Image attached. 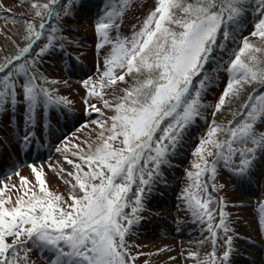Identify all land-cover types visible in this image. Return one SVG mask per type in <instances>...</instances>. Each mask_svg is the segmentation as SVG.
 <instances>
[{
	"label": "snow or ice",
	"instance_id": "obj_1",
	"mask_svg": "<svg viewBox=\"0 0 264 264\" xmlns=\"http://www.w3.org/2000/svg\"><path fill=\"white\" fill-rule=\"evenodd\" d=\"M30 8L41 22L37 27L35 19L25 20V43L18 44V51L0 62V110L23 103L25 123L34 127L41 105L47 112L50 107L70 103L43 86L48 81L37 67L49 49L59 43L57 30L48 21L66 16L70 6L60 0H44L31 2ZM249 8L259 16L250 35L259 37L264 45V0H157L139 31H134L130 39L117 36L115 40L109 36V29L116 13L106 10L96 23V33L103 41L97 48L110 46L100 87L112 88L113 102L97 91L94 83L90 86V81L85 80L84 86L88 96L102 100L112 115L104 116L95 104L85 100L103 119L92 121L101 129L96 143L89 146L87 153H73L88 165V170L83 171L77 164L76 172L68 173L76 182L71 203L48 192L41 171L33 165L29 167L40 194L33 191L27 199L18 197L14 202L0 196V264H30L33 249L48 251L50 264H135L136 257L129 252L131 245L126 237L142 219L146 190L151 191L156 180L162 178L161 167L201 117V110L209 107L202 98L214 80L207 74V66L213 62V72L224 71L228 76L213 116L226 104V98L227 102L243 101V114L235 127L225 128L213 120L192 153L197 158L193 163L197 171L187 175L197 181L209 171L214 176L222 163L238 180L250 178L257 153L264 154V132L258 133L255 127L264 123V91L249 94L248 87L264 89V46H255L244 37L241 46L225 58L226 45L220 39L221 35L224 41L229 39V29ZM46 28L50 33L47 42L37 44ZM126 77L131 78V84ZM118 82L125 86L119 87ZM117 91L122 94L115 95ZM34 138V133H26L23 144L27 146ZM21 179L27 183L26 177ZM193 188L197 191L193 192ZM181 198L192 216L206 226L212 243V252L205 258L189 253L190 258L195 259V264H230L232 237L227 233L231 228L223 210L219 212V223L212 224L215 217L208 207L212 196L207 184H190ZM128 208L130 212L125 211ZM259 211L264 229V204ZM221 230L226 250L217 257L216 242Z\"/></svg>",
	"mask_w": 264,
	"mask_h": 264
},
{
	"label": "rangeland",
	"instance_id": "obj_2",
	"mask_svg": "<svg viewBox=\"0 0 264 264\" xmlns=\"http://www.w3.org/2000/svg\"><path fill=\"white\" fill-rule=\"evenodd\" d=\"M24 1L0 0V62L3 58L8 57L7 50L18 51L17 45L22 42L25 30L24 21L35 19L36 24L40 21L39 18L32 15L30 2ZM156 2L157 0H125L121 13L113 11L116 13L113 25L119 23V29L111 27L109 36L113 40L117 36L121 39H130L133 32L139 31L145 18L154 10ZM106 10L107 8L103 4L92 14L86 10L74 23H61L62 26L59 23L53 26L56 30L68 26L76 31L75 34L89 37L91 46L81 48L83 47L81 44L78 52V55L85 60L84 70L86 71L80 73L81 76H79L69 75L62 68H58V70L51 68L50 74L47 75L51 84H55V92L59 97L69 101L70 103L67 105L72 108L71 117L66 118L64 131L49 130L46 125H42L37 127L38 137L34 136V140L25 146L22 138L26 133L31 132L32 126L27 130L28 132L26 130L18 131L17 137L9 125L0 128L2 139L0 141L8 143L0 148V196L3 198L10 197L14 202L18 197L27 199L33 191L40 194L35 175L29 167V165H33L41 171L42 178L46 182V190L54 196L59 195L63 201L70 203L73 185L76 182L73 176L68 173H75L77 164L82 166L83 171L88 170V165L73 153H87L89 146L96 143L101 129L98 124L92 123V121H102L103 117L100 113H103L104 116L112 115L104 108L102 100L88 96L89 90L84 86L85 80L90 81V86L94 83L97 91L101 92L109 102H113L111 100L112 88L100 87V75L104 71L105 56L109 53L110 46L105 45L98 49L97 44L103 43V41L95 33L96 23L102 16H105ZM258 19L259 16L254 14L253 22L256 23ZM52 22H57V20L54 21L53 18ZM68 43L75 42L69 37ZM77 66L79 67V64H74V70L78 69ZM117 73L119 74V70ZM218 77L222 81V88L217 90L213 96L210 95L208 101L209 105H212V109H207L204 112V122L207 125L201 129L199 137H194L197 143L190 148L189 152L193 153L200 137L207 132L210 125L209 119L222 124H227V120H229L227 112L230 109V104L227 102V98L226 104L216 113L215 117L212 114L213 105L218 101L227 83V74L224 71H220ZM126 80L130 83V77H126ZM107 83L105 78L104 84L107 85ZM118 86L122 88L125 85L118 82ZM114 94L119 96L122 93L117 91ZM86 99L95 104L100 109V113L89 108L85 104ZM255 127L258 133L264 132V123H257ZM14 139L16 141L12 142ZM238 145L237 147H252L251 144ZM57 149H61V151H57ZM64 149L67 150L64 151ZM213 151L215 150L213 149ZM187 156L186 154L177 168H174L175 173L167 175H173L170 178L176 177L175 182H169L165 188H161L164 193L168 194V197H164L165 194L162 195V192L158 194L152 189L145 192L144 207L140 213L142 219L132 228L131 234L126 237L127 243L131 245L128 250L132 256L136 257L135 264H195V259L190 258L189 253H196L200 258H205L212 252L211 237L206 231V226L202 227L192 216L191 212L187 210L186 202L181 198L183 190L188 187V184L194 182V178L189 182L183 181V174L189 167L192 170L195 169L193 163L197 160L195 156L194 159L188 157L187 160ZM257 156L260 161L258 162L260 170L255 171L257 176L252 184L250 182L251 185H246L247 179L241 182L239 180L232 182L222 175L218 180L222 182L221 185L217 182L220 186L218 193L213 189L212 183L216 184L214 178L211 177V181L206 183L208 192L212 196L208 206L215 217L212 224L215 226L219 223V212L223 210L225 220L231 228L227 235L232 237V244H238L234 248L231 245L230 264H264V229L260 224L262 214L259 211L261 205L264 204V154L258 152ZM68 160H71L72 163H69ZM222 167H224L223 164H219L216 171H224ZM24 177L27 178V183L22 181L21 178ZM170 178L167 177V181ZM197 182L204 184L206 175H201ZM76 191H78V187ZM196 191V189L193 190V192ZM200 198L203 200L205 197L200 194ZM222 201L228 206L224 207ZM125 210L126 212L131 211L130 208ZM219 236L220 238L216 242L215 255L217 257L222 256L226 250L225 234L222 230ZM202 241L203 243H201ZM7 242L11 243V238H8ZM231 255L234 259H231ZM252 255L255 260H251ZM50 259L51 254L43 249L40 251L33 249L30 253V264H50Z\"/></svg>",
	"mask_w": 264,
	"mask_h": 264
},
{
	"label": "trees",
	"instance_id": "obj_3",
	"mask_svg": "<svg viewBox=\"0 0 264 264\" xmlns=\"http://www.w3.org/2000/svg\"><path fill=\"white\" fill-rule=\"evenodd\" d=\"M30 3L31 2H44V0H28ZM26 2V0L24 1ZM125 0H60L61 4H68L70 6V11L68 12V14L64 17H62V19H59L57 22H52L51 26H55L58 25L59 23L63 24V23H74L75 20L78 19V17L80 15H82L86 10L89 11V14H92L93 12H95V9L97 10L99 8V6H102L103 4L106 6L107 9H109V11L112 10H116L121 8L122 4H124ZM111 6V7H109ZM255 5H252V8H254ZM252 8H249V10L245 13V15L241 18L240 22L237 25L232 26L229 29L230 32V37L228 40L224 41L223 36L221 35L220 39L225 43L226 45V49L227 52L223 53V55L225 56V58H227L228 52H233L234 50H237L239 46H241V42L243 40L244 37H248L249 41L254 44L255 46H264L262 45L260 38L259 37H252L250 34L251 32L254 30V22H253V16H254V11L252 10ZM23 21V19H22ZM55 21V19H54ZM253 22V23H252ZM39 24V23H38ZM37 24V27H38ZM61 24V26H62ZM76 31H74L73 29H70L68 27H61V29L57 28V39L59 41V43L56 44V46L54 48H50L49 51L39 60L38 63V70L39 73L42 75L43 78H45L48 83L43 85L44 87L52 90L55 92V88L54 85L55 84H51V82L47 79V75L50 74V70L52 69H57L58 68H62L63 62L64 60H69L72 63L75 62H84L85 60L80 57L78 55L79 52V48L81 46V44H83V47L81 48H85L87 46H91L92 43H90L89 41V37H81L79 34H75ZM49 29H45L44 34L42 36V41H38L37 44H40L41 42H47L46 37L49 35ZM20 36V34H19ZM71 37L73 39V42L75 43H68V38ZM24 42L22 41L21 43H19V45L23 46ZM37 51L39 50V48L37 47L36 49ZM15 50H7V55L9 57L13 56V54ZM221 55V53H219V50H217V57L219 58V56ZM5 57V55H4ZM6 57L3 58L1 60V62L5 61L7 59ZM226 65V64H225ZM227 66V65H226ZM214 67V62L210 63L207 68H208V75L214 77L213 83L212 85H210L207 90L205 91L203 98H202V103L205 105H209V101L208 99L213 96V94L221 89L222 87V81H220V78L218 77V73L219 72H213L212 68ZM228 80V76L226 81ZM132 83V80L130 78V83ZM253 91H255L256 93H258L259 91H264V89H260L259 86H257L255 89H253L251 86L248 87V93L251 94L253 93ZM56 96L59 97V95L55 92ZM211 95V96H210ZM20 100H22L21 98H19ZM246 99V96H245ZM243 101L236 99V100H231L229 102L230 106H229V111L228 113V117L231 119V117H237V115L240 112H243V110L240 108V104ZM21 104V103H20ZM211 106V105H210ZM64 108H66L65 104H61L59 107H50L49 108V112L51 113V115L55 116L56 113L61 112L63 110H65ZM207 109V108H206ZM206 109H202L201 113L203 112V110ZM235 114V115H234ZM53 122V119H51ZM195 123H193V130L195 132H197V130H200L201 125H199L196 121H194ZM196 124V125H195ZM221 125V124H219ZM223 126V125H222ZM198 127V128H197ZM186 150H187V146L184 143H181L175 150V155L177 156V159L172 158L171 161H169L170 165H175L177 162L181 161L183 156H185L186 154ZM170 165H163L161 167V170H163V172L165 170H167L166 172L168 173H172V169L170 167ZM168 166V169L167 167ZM160 170V171H161ZM161 180V178L157 179L156 182H159ZM59 196V195H58ZM62 198V197H61ZM63 199V198H62ZM71 203V201H70Z\"/></svg>",
	"mask_w": 264,
	"mask_h": 264
},
{
	"label": "bare ground",
	"instance_id": "obj_4",
	"mask_svg": "<svg viewBox=\"0 0 264 264\" xmlns=\"http://www.w3.org/2000/svg\"><path fill=\"white\" fill-rule=\"evenodd\" d=\"M251 258H252L251 260H255V259H254V258H255L254 255H252ZM231 259H234V258H233V255H231Z\"/></svg>",
	"mask_w": 264,
	"mask_h": 264
}]
</instances>
